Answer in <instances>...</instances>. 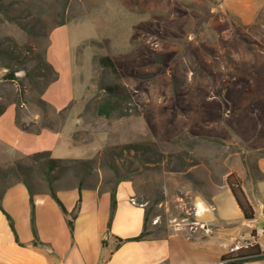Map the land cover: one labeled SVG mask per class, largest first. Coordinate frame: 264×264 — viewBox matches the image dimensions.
I'll return each mask as SVG.
<instances>
[{"label": "rangeland", "instance_id": "1", "mask_svg": "<svg viewBox=\"0 0 264 264\" xmlns=\"http://www.w3.org/2000/svg\"><path fill=\"white\" fill-rule=\"evenodd\" d=\"M220 1L0 0V107L14 104L17 122L23 110L41 111L36 127L59 128L65 113L40 95L55 78L45 60L49 32L69 23L65 39H82L73 140L90 149L82 163L64 160L50 172L43 157L2 158L0 191L23 182L42 192L52 178L110 189L128 180L148 232L197 231L196 201L232 166L254 175L264 154V5L243 23ZM113 84L123 95L109 117L98 115Z\"/></svg>", "mask_w": 264, "mask_h": 264}, {"label": "crops", "instance_id": "2", "mask_svg": "<svg viewBox=\"0 0 264 264\" xmlns=\"http://www.w3.org/2000/svg\"><path fill=\"white\" fill-rule=\"evenodd\" d=\"M263 5L264 0L220 1L221 7L243 23L253 21ZM68 30L69 23L49 32L45 60L55 78L40 95L56 113H65L59 128L36 127L44 113L28 109L17 122V109L8 104L0 114V159L44 151L64 160L89 155L87 145L73 140L77 124L74 101L81 91L75 77L76 53L82 39L71 44L65 39ZM231 169L240 178L253 208L252 220L244 218L230 190V171L205 198L196 201L197 231L177 226L159 235L145 228V208L135 201L128 180H120L114 187L116 204L110 225V188L100 181L79 187L77 183L64 185L60 179L55 180L54 191L66 213L48 190L33 192L32 205L27 186L23 182L11 184L0 191V264H227L226 259L221 260L223 255L243 251L252 244L264 251V234L251 236L255 228L264 225V154L255 158L254 175H247L243 166ZM76 205L71 232L67 219ZM143 229L147 232L143 238L127 240ZM234 264H264V258Z\"/></svg>", "mask_w": 264, "mask_h": 264}, {"label": "trees", "instance_id": "3", "mask_svg": "<svg viewBox=\"0 0 264 264\" xmlns=\"http://www.w3.org/2000/svg\"><path fill=\"white\" fill-rule=\"evenodd\" d=\"M62 24L63 23H58V25H62ZM141 60H145V59L141 58ZM46 64L51 68V66L48 63H46ZM99 64L103 67L109 68L111 70V72L118 75L120 69H118L116 62L111 57H109V56L100 57L99 58ZM4 78L13 80V78H14L13 73L12 72L7 73ZM105 91H106V95L108 97H105L101 101V103H99V105L97 106V114L105 116V117H109L112 113V110H113L112 109V103L119 101L120 97H122V95H123L122 94L123 93V87L121 85H118V84L108 85L105 87ZM126 97L127 98L129 97V94H127V92H126ZM41 103L46 105V103L43 100H41ZM5 107L6 106L0 107V114L4 111ZM30 156H33L36 158L37 157L45 158L46 159V166H47L49 172L52 171L55 167H57L62 161H64V159L52 158L49 155V153L45 152V151L44 152H37V153L31 154ZM69 161H75V162H80V163L83 162L82 160H77V159H74V160L69 159ZM54 180H55V178L48 180V191H49L50 195L52 196V198L60 206L61 210L64 213H66L65 207L63 206V204L61 203V201L57 198V196L55 194L54 186L52 185V182ZM227 183L229 184L230 190H231V192L235 198L237 205L241 209L244 218L247 220H252L253 215H254V211H253L251 204L249 203V201L245 197V194L243 193V190L241 188L240 178L235 173L231 172L227 176ZM25 185L27 186V188L29 190L30 201H31V204L33 205V202H32L33 192L27 184H25ZM79 187H80V184H79ZM115 204H116L115 189L113 188V189H110V210H109L108 225H110V222L112 220L114 210H115ZM0 208H1V206H0ZM76 212H77V205L75 206L73 211L69 214V218L67 219V225H68V228L71 232L73 229V220L76 216ZM7 218L9 220L10 226L13 227L12 221L8 215H7ZM32 218H33V207L31 210V219ZM145 220H146V216H145ZM146 234H147V232L145 231V229H143V231L141 233H139L138 235H136L134 237L128 238L127 240H140ZM251 236L252 237L255 236L254 230L251 232ZM117 245H118V243H117ZM262 258H264V251L260 250V247L258 246V244H252V245L248 246L247 248H245L243 251L236 250L234 252L223 255L221 257V260L226 259L227 262L234 264V263H241V262H245V261L257 260V259H262Z\"/></svg>", "mask_w": 264, "mask_h": 264}, {"label": "built area", "instance_id": "4", "mask_svg": "<svg viewBox=\"0 0 264 264\" xmlns=\"http://www.w3.org/2000/svg\"><path fill=\"white\" fill-rule=\"evenodd\" d=\"M254 233H255V235H261V234H264V225L255 228Z\"/></svg>", "mask_w": 264, "mask_h": 264}]
</instances>
